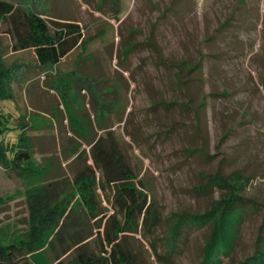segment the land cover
Segmentation results:
<instances>
[{
  "label": "rangeland",
  "instance_id": "374dc122",
  "mask_svg": "<svg viewBox=\"0 0 264 264\" xmlns=\"http://www.w3.org/2000/svg\"><path fill=\"white\" fill-rule=\"evenodd\" d=\"M8 1L75 22L84 37L60 62L41 66L33 48L13 47L9 22L1 24L0 55L18 65L14 96L0 107L13 129L8 139L20 116L28 123L33 166L68 184L93 163L94 139L115 144L151 210L127 218L105 184L100 216L129 222L117 241L135 264H200L212 225L184 227L173 251L172 227L222 196L207 176L240 169L250 177L247 210L220 264L252 255L264 236V0ZM183 61L200 64L190 70ZM40 180L0 166L3 241L28 230L25 191ZM89 227V247L103 253L98 221ZM31 257L29 264L53 261L46 249Z\"/></svg>",
  "mask_w": 264,
  "mask_h": 264
},
{
  "label": "trees",
  "instance_id": "16d2710c",
  "mask_svg": "<svg viewBox=\"0 0 264 264\" xmlns=\"http://www.w3.org/2000/svg\"><path fill=\"white\" fill-rule=\"evenodd\" d=\"M6 20L10 28L5 32L12 33L15 38L13 47L16 50L33 48L41 66L57 64L84 41L82 30L75 22H61L31 7L0 0V28ZM50 23L54 26L53 31ZM17 65H9L0 55V99L14 96L12 82L17 77ZM179 65L190 70L195 68L185 61ZM18 119L15 139H8L7 134L13 129L9 126L10 118L0 107V166L16 171L21 177H41V180L25 191L28 230L19 238L0 239V264H29L33 254L45 249L53 255L50 264H135V258L117 241L118 233L126 231L129 222H116L114 215L108 220L100 216L105 208L97 190L105 184L114 186L115 204L127 218L151 210L147 195L136 187L134 173L117 146L112 143L108 147L104 139L98 137L91 144L93 163L76 173L73 182L67 184L64 178L48 179L45 170L33 166L29 125L22 116ZM249 180L250 177L240 169L230 174L219 170L207 176V184L219 188L222 196L204 212L179 215L172 227V251L184 227L201 228L211 224L200 264H220L221 256H228L235 247L239 226L247 210L243 192ZM152 215V219H156L155 211ZM95 219L103 253H97L88 244L93 236L89 225ZM67 255L71 256L65 259ZM238 264H264V236L258 238L255 252Z\"/></svg>",
  "mask_w": 264,
  "mask_h": 264
},
{
  "label": "crops",
  "instance_id": "0c3cea01",
  "mask_svg": "<svg viewBox=\"0 0 264 264\" xmlns=\"http://www.w3.org/2000/svg\"><path fill=\"white\" fill-rule=\"evenodd\" d=\"M50 18H53V19H56V20H60V19H58L57 17H52V16H50ZM62 21V20H61ZM63 59V58H62Z\"/></svg>",
  "mask_w": 264,
  "mask_h": 264
}]
</instances>
